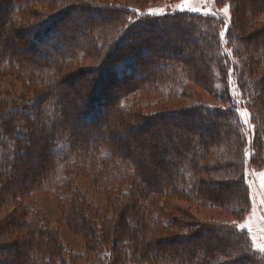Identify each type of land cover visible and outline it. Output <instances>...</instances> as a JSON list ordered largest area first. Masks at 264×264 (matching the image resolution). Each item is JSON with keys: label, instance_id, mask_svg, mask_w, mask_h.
Returning <instances> with one entry per match:
<instances>
[{"label": "trees", "instance_id": "obj_1", "mask_svg": "<svg viewBox=\"0 0 264 264\" xmlns=\"http://www.w3.org/2000/svg\"><path fill=\"white\" fill-rule=\"evenodd\" d=\"M226 3L237 14L245 6L240 0H216L218 6ZM257 6L255 13L246 14L240 41L233 27L224 29L214 17L180 12L139 16L129 7L93 0H0V78L8 75L3 84L24 99L11 103L1 90L0 102L9 105L0 104L5 106L0 114V206L8 200L20 203L26 213L9 217L8 226L14 229L26 219L31 227L28 242L20 243L23 253H29L27 259L18 256V242L1 241L13 230L0 229V255L9 258L7 264H52L56 258L63 262L57 227L35 220V211L24 201L26 195L56 192L70 175L91 179L92 190L107 198V205L94 211L96 219L106 221L103 228L104 223L99 224L101 230L90 220L95 221L94 205L81 194L77 200L84 203H76L64 221L85 240H95L90 253L99 250L96 255L107 264H264V256L253 250L238 223L189 221L187 211L178 208L182 216L166 220L170 216L160 209L164 201L159 199H176L199 211H221L235 222L250 214L245 107L254 127L249 165L264 169V3ZM77 14L81 29L63 28L54 55L40 59L57 24ZM169 25L180 30L182 38L174 34L153 52L151 47L140 48L142 34L157 46L161 40L155 38L168 35L162 29ZM233 25L238 27L235 20ZM185 34L196 40L194 45ZM93 57L97 61L88 66L95 76L92 94L81 100L65 80ZM111 76L121 82L114 103L101 100L112 94L110 88L105 91ZM188 84L205 90L216 105L197 101L153 117L134 104L150 94L158 103L190 98L194 94L187 91ZM28 95L36 97L25 99ZM146 135L143 143L136 139ZM44 163V172L30 185L17 175L20 167L29 171ZM112 223L117 232L99 240ZM160 234L171 235L166 238L170 248L162 250L158 242L163 239L154 240ZM203 236L205 240L197 242ZM32 248L36 253H30ZM214 254L225 260L218 263Z\"/></svg>", "mask_w": 264, "mask_h": 264}, {"label": "rangeland", "instance_id": "obj_2", "mask_svg": "<svg viewBox=\"0 0 264 264\" xmlns=\"http://www.w3.org/2000/svg\"><path fill=\"white\" fill-rule=\"evenodd\" d=\"M82 1L84 0H75V2L77 3H80ZM93 1L97 3H108V4L110 3V4H118V5L126 6V7L133 9L135 12H137L139 16H145V15L161 16L167 13H177V12L179 13L180 12V13H190V14L200 15V16L214 17L218 19L219 23L222 25L224 29L228 30L229 28L233 27L232 33L240 34L241 36L240 41H242L241 27L243 28L244 26L243 21H247L248 13L249 12L255 13L256 8L259 7L257 5L262 4V2L264 3V1H260V0H240V2L243 3L245 6H243V8H241L237 14L232 11V8L228 3L218 6L216 4V0H93ZM182 5L184 6L183 10H181L180 8V6ZM61 8H62V5L53 7L50 9V11H53V12L58 11ZM262 12L263 13H261L260 19L261 21H264V10ZM79 16L80 14H77V15H74L72 18H68L66 21L63 19L61 21V24L58 23L54 29L53 34L50 35L48 39H46L47 42L45 44H46L47 54L46 53L44 55L40 54L41 58L40 57H37V58L43 59L48 55V57H50L49 59H51V57L54 55L53 51H55L54 45L60 42V36H62L61 33L63 31V28H68V29L73 28L75 31L79 26L81 29L83 24L82 22H80L81 20L78 19ZM233 20L236 21V25L238 24V27L240 28H238L236 25H235L236 28L234 27ZM162 30L167 31L168 35L165 36L162 33V34H159V36L155 38L156 40H161L160 43H156L159 45L157 46L153 45L155 40H153V38L147 35L145 36V34H142L140 37L142 39V45H140V48L142 46L151 47L150 50L153 52L152 50L153 47H154L153 48L154 50H157L158 47L160 48L161 46L165 47L169 42L168 38L170 36H172V39H174L175 37L174 34L176 35V37L180 36L182 38L183 33L179 35L180 30H177V29L175 30V28H173L172 25L164 27ZM146 37H149L148 42L144 41ZM183 37L185 40H187L190 46L194 45V42L196 41L194 38H191L189 36L187 37L186 34ZM236 46L238 47V44ZM88 52L89 50L87 51V53ZM36 53L38 54L37 50H36ZM184 55H186V52L184 53ZM59 56L62 57L63 59L62 54L61 55L59 54ZM96 61H97V58L95 59V57H93L92 59L84 60L83 62L80 63L79 67H76V72L73 73L70 70V73L72 72L73 74L72 76H68V78L65 80L68 84L66 86L70 88V92H73V94L80 93L79 95L81 97H78V98H81V100H85L87 95L92 94V89H93L92 87L95 81L94 80L95 76L92 75L91 72H89L88 66H93L95 64L94 62ZM152 67H154V65ZM57 68H60L59 64L57 65ZM83 70H87V71L82 72ZM65 72L66 71H63V73ZM7 77L8 75H4L3 78H0V94L3 88L5 89V92L9 94L10 99H11V100L9 99V101H11V103L21 101V100L24 101L21 93L13 91L9 89L8 85L3 84L6 80H9ZM21 80L25 81L23 79ZM107 82H108L107 83L108 85L106 84L105 91L109 90L110 88L112 94L110 95L108 94L109 96H102L101 100L106 99V101H108L110 99V101L112 100V103H114L115 98L113 97L114 95L115 97L118 95L116 93V89L120 87L121 84L119 85V83L121 82L120 81L118 82L114 76H111V79L108 80ZM187 91L190 92L189 94H194V96H191L190 98H184V99L176 97L175 99L170 100L168 102L158 103L156 101L155 95L150 94V95H144V96H141L140 98H137L134 104L141 105L142 110L145 111L147 115L149 114V116L151 115L153 117H155V115H158L160 113H161L160 115H166L169 113V111L178 110L181 107L190 106L194 102H197V101L201 103H206L208 105H216V102L211 98L210 94L207 93L205 90L200 89L196 85L188 84ZM14 94H17L16 98H13ZM138 94L140 93H137V95ZM35 97H36L35 95H28L27 97H25V99L35 98ZM132 100H133V96L128 97L129 103H132ZM0 104L9 105L8 103H2V102H0ZM4 109H5V106L0 107V114L2 113ZM102 118H104V116H102ZM242 122L245 128L247 129V140H248V150L246 154V162H247L246 163V177H247L248 186L250 187V190H251L250 214L244 220L235 222L233 218L227 213L213 210V209L199 211L195 209L194 207H187L185 203H183L182 201L171 199V198L170 199L159 198L164 202H168L166 205L163 202V205L160 207V209L166 210L167 215L170 216L168 219L165 218L166 220L176 218V216L181 217L182 213L184 212L186 213L187 211V214H189V218H190L189 221H201V222L212 221V222H217V223H222V224L238 223V227L244 230L248 234L253 250L259 253V255L264 256V169L255 170L251 168L249 165V159L252 157V154H253L252 140L254 136L253 135L254 127L251 123L250 112L246 107L242 110ZM153 124L154 122L150 124L151 128H153ZM90 126L91 125L87 126V128H91ZM103 135H106V131L103 133ZM161 136L163 135H160L159 137ZM146 137L147 135L141 138H136V139L143 143L144 140L146 141V139H143V138H146ZM155 138L153 139V141L155 140ZM160 139H163V138H160ZM157 140H159V138ZM148 143L149 141L145 143V146ZM150 159H153V157L151 156V158H149L147 162ZM45 167H46L45 163L40 165V167H35V169L29 170V171H27V167L26 168L24 167V169L20 167L19 171L17 170V175L21 179L23 178L25 182H27L30 185L35 179L34 177L37 176V173L44 172ZM30 174H33V176H31ZM93 188L94 187H93L91 179L86 178V177H81V176L80 178H77L74 175H70V176H67V179L64 180V183H61L60 189H58L57 191L54 189V191L56 192L51 193L50 195L42 194V193L26 195L24 206H27L30 208V210L35 211V216H34L35 220L37 219L41 221V219H45L46 221L53 224L54 227H57L56 233H58L59 241L61 243L62 252L64 254L65 259L63 260V262H61L60 258H56L54 261L51 262L52 264H58V263L59 264H107V262H105L103 258H100L96 255L98 254L99 250H96L97 252L95 253H92V254L90 253V252H94L95 250V248L93 250L91 248L95 244V240L93 242L90 239L85 240L82 236L76 234L77 233L76 231H74L73 229L71 230V228L68 225H66V223L64 222L66 221L67 218H69L70 209L73 206H75L76 203L80 204V203H84L83 201H85V202H89L91 205L92 204L94 205V206H91V209L93 210L92 212L94 213L93 215H94L95 221H92V218L90 220L92 223H95L98 225L96 229L101 230V227L99 225L100 223L101 224L104 223L102 225V228L104 227L106 221L96 219L99 216H96L95 212L101 208H104L107 205L106 203L107 198H105L102 192L93 191L92 190ZM69 193L73 194L74 196L70 198ZM79 194H81L82 196L83 195L85 196V199L81 202L77 200L79 199ZM8 201L9 202L0 206V227H3L0 229H4V231L5 229H7V231L12 229L13 231L6 232L1 241H5L9 243L18 242V246L16 247V251H19L18 256L23 254L24 257L27 259L29 253L28 254L23 253L24 251H23L22 244L23 243L26 244V242H28V239H27L28 231L29 229H31V227H29L28 225L30 223L28 222L25 225V223L27 222L26 219L25 220L21 219L19 222L20 223L19 225L21 226L16 227L14 229L9 228L7 219L16 213L17 214L20 212L26 213V211L23 208L19 209L20 203L16 204L14 201H11V200H8ZM177 208L182 212L179 215H177L175 211ZM36 212H38L39 214ZM85 215H91V213H88ZM16 221H19V219H17ZM114 225L115 223L114 224L112 223L111 225H109L108 232L106 233L104 232L103 235L101 234V236L99 234L100 236L99 240H102L103 237L109 239V236L111 235L112 231L116 233L117 230L115 231ZM242 225L244 227H241ZM161 234L157 235L160 238H156L154 240L163 239L162 241L158 243H161L160 248L162 250H166L170 248L169 247L170 245L166 243V240H167L166 238H169V236L171 235L168 234L164 236ZM147 239L148 238H146V240ZM204 240L205 239L203 236L199 240H197V242L202 243ZM179 244L180 242L178 243V245ZM128 245L129 244H127L126 246ZM110 247H111V244H108L106 246V250L109 251ZM29 251L30 253L35 252L33 248L32 250H29ZM130 251L132 252L131 249ZM123 253L125 252L123 251ZM39 255L44 257L47 254L45 255L41 253ZM119 256L121 259L123 258L122 254ZM212 256L215 258V254ZM8 259L6 255H0V262L7 264L8 261H10ZM215 259L219 263L225 260V256L219 255V256H216ZM45 262L47 264L50 263L49 261H44V264ZM167 262H168L167 260H160L156 264H165Z\"/></svg>", "mask_w": 264, "mask_h": 264}, {"label": "snow or ice", "instance_id": "obj_3", "mask_svg": "<svg viewBox=\"0 0 264 264\" xmlns=\"http://www.w3.org/2000/svg\"><path fill=\"white\" fill-rule=\"evenodd\" d=\"M180 8H181V10H183V9H184V6L182 5V6H180ZM197 11H198V10H197ZM241 227H244V226L242 225Z\"/></svg>", "mask_w": 264, "mask_h": 264}]
</instances>
